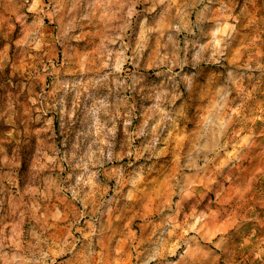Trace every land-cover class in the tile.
Wrapping results in <instances>:
<instances>
[{
    "label": "rangeland",
    "instance_id": "374dc122",
    "mask_svg": "<svg viewBox=\"0 0 264 264\" xmlns=\"http://www.w3.org/2000/svg\"><path fill=\"white\" fill-rule=\"evenodd\" d=\"M0 264H264V0H0Z\"/></svg>",
    "mask_w": 264,
    "mask_h": 264
}]
</instances>
